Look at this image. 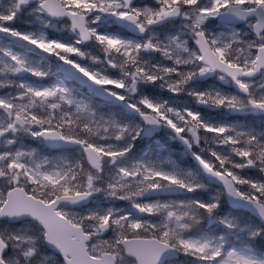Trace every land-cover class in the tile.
I'll use <instances>...</instances> for the list:
<instances>
[{
  "label": "snow or ice",
  "instance_id": "obj_1",
  "mask_svg": "<svg viewBox=\"0 0 264 264\" xmlns=\"http://www.w3.org/2000/svg\"><path fill=\"white\" fill-rule=\"evenodd\" d=\"M0 264H264V0H0Z\"/></svg>",
  "mask_w": 264,
  "mask_h": 264
}]
</instances>
